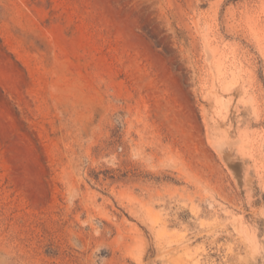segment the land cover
I'll list each match as a JSON object with an SVG mask.
<instances>
[{
  "label": "rangeland",
  "instance_id": "rangeland-1",
  "mask_svg": "<svg viewBox=\"0 0 264 264\" xmlns=\"http://www.w3.org/2000/svg\"><path fill=\"white\" fill-rule=\"evenodd\" d=\"M0 264H264V0H0Z\"/></svg>",
  "mask_w": 264,
  "mask_h": 264
}]
</instances>
